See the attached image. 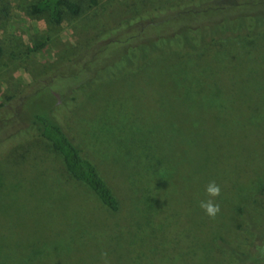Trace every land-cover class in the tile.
<instances>
[{
	"label": "rangeland",
	"instance_id": "374dc122",
	"mask_svg": "<svg viewBox=\"0 0 264 264\" xmlns=\"http://www.w3.org/2000/svg\"><path fill=\"white\" fill-rule=\"evenodd\" d=\"M41 1L0 0V264H103V251L111 264H240V245L264 232V205L251 204L264 187V0L119 32L141 14L215 0H71L81 13L62 10L60 24L32 13ZM218 20L229 31L205 46ZM192 30L202 51L117 73L123 39L179 31L140 48H186ZM108 36L119 43L104 45ZM47 117L97 167L116 212L37 135L34 121ZM211 181L217 197L206 194ZM208 199L215 218L199 207Z\"/></svg>",
	"mask_w": 264,
	"mask_h": 264
},
{
	"label": "trees",
	"instance_id": "16d2710c",
	"mask_svg": "<svg viewBox=\"0 0 264 264\" xmlns=\"http://www.w3.org/2000/svg\"><path fill=\"white\" fill-rule=\"evenodd\" d=\"M207 4L208 3H200L193 5V7L185 5L184 7L182 6L181 8H176L174 11H172V13H169V15L164 14V16L161 15L158 10L156 11L158 12L157 14H155V12L149 14L146 13L145 15L141 14L142 16H139L140 18L138 19L132 18L123 22V24H121L120 27L117 28V31L119 32L122 29L130 28L137 23L143 22H147V27L145 31L151 30L153 28H157L158 30H160L163 27H169L171 23L175 24L177 20L182 18L203 20L207 18L219 17L222 15L227 16L238 8L243 9L246 6V3L240 4V6H238L239 4L237 2H231L230 0H215L210 4ZM62 10H65L73 17H76L81 13L80 5L71 0H42L41 2L31 7V11L33 14L47 12L49 14L50 20L55 24H60L62 20ZM221 22L222 21L220 20L215 21L213 26L211 25L209 28H207L209 30L208 33H206L205 36L202 35V37H205L206 40L204 41L206 42L204 44L205 46L219 41L222 37L221 33H223L221 30H224V33H227V31H229L228 27H222ZM197 32L198 31L194 32V30H192L191 35H184V37H186L184 40L186 48H140V43H146L150 45L155 44L156 41L161 40V37L156 38L154 36H151L150 38L145 39L142 42L141 39L136 40L134 42L132 40L133 38L123 39V41H120V43L127 46V48H124L125 58L122 61V63H124V66L122 70L117 73L122 72L123 74L126 72L135 71L136 69H138L145 63L151 61L152 59L156 57L165 56L168 53L185 54L198 53L202 51L204 48H195L198 43L197 41L199 40V37L196 38ZM174 34L175 41L181 37L180 32L176 31L175 33H170L166 37L162 35L164 38L161 41L169 42V39ZM103 37V34H101L98 40L103 39ZM107 38H109L110 40L107 39L108 42H105L104 45H107L109 43H119V40L115 39L114 36H108ZM138 38H141V36L139 35ZM96 39H94V42L97 41ZM80 49L84 50V48ZM1 52L2 50L0 48V56ZM73 58L74 57H69L63 63V65L70 63ZM116 74L112 75V77ZM73 99L75 98L71 96V100ZM33 124L35 125L37 135L45 139L51 145L52 149L61 156L64 169L66 170L69 177L72 178L74 181L80 182L89 187L97 196L99 201L107 209L112 212H116L118 210L119 203L113 191L107 185L97 167L93 164V162H91L87 157L84 156L81 148L78 147L74 143V140L68 136V134L60 125V123L53 117H47L37 118ZM251 204H253L256 210L262 208V205H264V187L254 195ZM258 245H264V232L261 235H258L257 233L255 239L251 241L249 245L248 243L247 245L241 244L240 246L244 247L245 252H247V255H245V252L242 249L241 253L239 252V257L245 259H248L247 257H249L250 262H254L255 264H264V257H261L257 253ZM252 249H254L256 253L252 254V252H249ZM245 259H241L242 262H240V264L246 262L247 260Z\"/></svg>",
	"mask_w": 264,
	"mask_h": 264
},
{
	"label": "clouds",
	"instance_id": "9594fccd",
	"mask_svg": "<svg viewBox=\"0 0 264 264\" xmlns=\"http://www.w3.org/2000/svg\"><path fill=\"white\" fill-rule=\"evenodd\" d=\"M220 193L221 188L216 184L215 181L209 182L206 186V194L209 197H217L220 195ZM199 207L202 208L205 213L212 218H215V216L220 212V205L218 203H215L212 199L200 201ZM257 253L261 257H264V245L257 246ZM101 258L103 260V264H111V261L108 258L107 251L101 252Z\"/></svg>",
	"mask_w": 264,
	"mask_h": 264
}]
</instances>
